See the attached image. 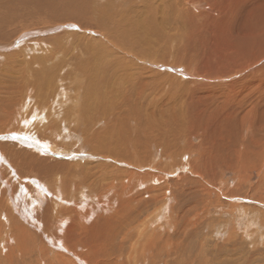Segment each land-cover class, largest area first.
<instances>
[{
	"label": "bare ground",
	"instance_id": "obj_1",
	"mask_svg": "<svg viewBox=\"0 0 264 264\" xmlns=\"http://www.w3.org/2000/svg\"><path fill=\"white\" fill-rule=\"evenodd\" d=\"M196 8L0 0V264L162 261L169 175L179 168L166 163L167 149L178 144L180 116H156L163 96L187 106L183 87L202 75L168 66L181 58L174 42L207 32L212 11ZM261 13L243 26H262Z\"/></svg>",
	"mask_w": 264,
	"mask_h": 264
},
{
	"label": "rangeland",
	"instance_id": "obj_2",
	"mask_svg": "<svg viewBox=\"0 0 264 264\" xmlns=\"http://www.w3.org/2000/svg\"><path fill=\"white\" fill-rule=\"evenodd\" d=\"M195 1L196 11H212L206 36H193L188 46L174 42L181 58H171L168 66L202 75L196 80L178 71L182 80H196L183 87L188 104L163 96L156 116L157 123L180 116L173 123L178 144H168L166 158L170 167L179 161L169 175L170 225L160 234L170 252L165 249L158 264H264V24L243 26L246 15L264 11V3ZM167 109L173 110L163 118ZM180 161L188 169L180 170ZM130 245L124 243V254Z\"/></svg>",
	"mask_w": 264,
	"mask_h": 264
}]
</instances>
